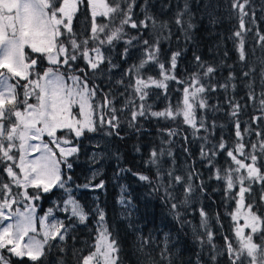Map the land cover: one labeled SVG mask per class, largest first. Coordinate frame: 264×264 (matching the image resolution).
Instances as JSON below:
<instances>
[{
    "label": "snow or ice",
    "instance_id": "6c2138e0",
    "mask_svg": "<svg viewBox=\"0 0 264 264\" xmlns=\"http://www.w3.org/2000/svg\"><path fill=\"white\" fill-rule=\"evenodd\" d=\"M58 2L59 0H0V70H6L0 71V168L7 176V182L0 180V221L14 220V223H8L6 226L0 223V264H11L10 257H17L21 260L27 257L31 264H46L45 257L51 248L58 247L60 252L66 251L64 247H59L57 242L59 245L66 242L74 230V222L84 224L88 219V213L71 195V189L66 187L61 164L66 165L67 169L71 171L73 163L70 158L76 157L80 153L79 141L87 133L97 132V126L91 119L93 105L90 103V100L96 96L97 89L95 87L90 89L87 80H81L79 76L69 77L74 85L70 88L64 83L62 74L54 70L53 67L47 68L41 74L37 71L39 60H29L25 56V47H30L33 53L46 56L50 65L63 64L71 67L72 61L83 59L85 67L80 69L81 72L86 73V70H90L92 73L100 72L102 75L105 69L111 75L120 67L111 54L117 41H122L124 44L123 51L118 53L120 60L124 62L132 56L134 51L142 49L139 63L132 65L122 74L121 79L115 82L117 85H123L124 76L131 78L133 72L136 73L134 84L126 85V91L122 94L127 95V89L131 88L132 96L139 101L138 106H135L131 112L129 127H136L138 120L145 116L175 119L177 115L181 114L173 112L171 108L160 112H150V106L145 103L150 87L166 90L167 81L176 79L169 72L175 70L177 61L182 55L181 51L172 52L169 57V70H166L165 64L159 63L162 41L159 37L155 40L145 39L144 33L150 26L154 30L159 27L163 31L169 27V24L166 22L157 23L156 18L149 11V0H144L142 5L138 0H115L113 5L104 4L105 10L99 15L107 16L110 20H114L117 16L122 17L119 26L110 32L109 25L95 23L98 13L93 11L91 35L84 40L74 37L70 42L71 51L69 46L60 43L59 40L65 32L73 35L72 20L76 8L71 0H63L57 7ZM89 3L91 4L92 0H89ZM252 3L253 0H243V2L232 0L231 4L232 9L238 10L239 20L238 30L232 33L231 39H233L238 52L239 60L245 65H247L246 38L249 33H252L253 26L257 24V10L251 7ZM138 6L141 7L139 14L135 12ZM177 7L179 8V5ZM210 7L209 0L205 4V9ZM188 10V0H185L183 9L176 13L174 21L176 25L183 27L186 37L188 30L192 27V24L184 19ZM259 11L264 13V2L261 3ZM141 14L143 18L136 19ZM208 14L212 15L211 12ZM261 19H264V16ZM211 22L215 23L216 21L213 18ZM126 29L135 30L137 34L129 35L125 31ZM102 34H104V38H101ZM253 39L264 50V33L258 27ZM90 44L92 47H89ZM194 60L198 71L180 83L187 85L183 89L182 115L184 123L193 129L195 136L201 131L205 133L208 131L209 125L205 119L197 118L198 109L205 112L210 109L206 93L215 92L217 88L227 91L230 82L236 77L230 73L224 84H212L210 83L211 77L216 69L211 65H205L200 56H195ZM258 63L261 65L259 74L261 91L258 95L255 92V65L248 67L247 71H243L241 79L248 81L247 99L254 105L258 100L259 111L264 113V58H261ZM150 64H159L161 79L157 80L152 76L144 78L141 75V72ZM32 75H35L36 79H31ZM250 77L251 79H249ZM206 79L209 83H204ZM21 81H26V83L21 84ZM231 86L236 87L234 84ZM21 87L23 88V99L18 93V89ZM31 96H35L37 104L28 102ZM110 96L111 93L106 94L101 105L102 108H109L112 112L110 119L106 122L109 131L104 134L105 136L119 135L120 128L118 117L115 114L116 109L112 107L113 101ZM74 103H79L80 116L82 117L80 120L71 118L70 107ZM227 103L231 108L230 115L234 118L239 117L242 105L232 98H228ZM134 104V100H129L126 107ZM218 108L219 105L211 106L212 111H216ZM260 118L254 116L252 120L256 121ZM100 123L105 124L103 118ZM59 130H67L73 140L58 139L56 133ZM250 131L249 128L242 130L241 122L237 118L235 136L238 143L230 150L223 139L218 145L220 152L227 150V156L232 159L236 167L223 170V175H221V170L217 169L215 179L224 181V194L227 199L236 198L237 207H246L248 211L244 213V225L235 230L238 247H234L228 237H225V248L221 251L216 248L213 242L214 232L208 227V213L203 207L199 209V227L206 235V241H201V243L209 248V264H215L221 254L227 255L229 264H264V242L258 244L254 239L256 236L264 238V217L252 211L256 207L255 203L244 204L246 195H253V187L256 183L261 185L262 194L259 196V200L264 202V164L258 166V161L264 157V133H255L260 140L258 143L251 144L253 151L246 155L243 136ZM45 134L59 148L60 159L54 158L55 154L47 144H43L41 147L30 142L31 140L40 141ZM177 134L173 129L167 130L166 133L167 137H174ZM199 138L205 141L201 145L200 155L208 160V167L212 168V158L217 155V150L207 147V136ZM169 145V140H163L158 149L154 147L150 151L146 163L155 168L156 188L154 190L158 191L163 188L165 201H171V210L176 213L178 219H182L179 209L184 208L187 211L188 207L194 206L192 197L197 191L207 195L206 185L203 181L199 185L194 184V180L198 178L199 174L192 167H189L186 175L176 174L177 170L174 167H169L165 171L162 158H173ZM93 147L98 149L101 145L97 143ZM29 149L40 154L35 158H27ZM257 149L259 152L256 151ZM184 151L188 152V149L185 148ZM15 153H19L18 161ZM234 153L245 156L246 159L251 160V163L238 160ZM91 160L96 161V153L93 154ZM15 169H19V172ZM242 169L246 170V175L242 174ZM120 171L131 172V169L122 168ZM132 175L139 181L152 183V179L148 175L135 172ZM71 179L69 175L67 181H71ZM165 180L167 183H164ZM89 186V184L83 185L84 188ZM237 186H239V191L234 192L233 190ZM92 187L94 189L103 188L104 182L101 181ZM178 187L183 188L182 199L176 194ZM13 188L17 191L13 192ZM29 188L35 190V195L29 194ZM54 188L63 189L67 194L66 198L62 197L61 200L62 209L68 214V219L67 221L54 220L52 223H47L53 213V209L50 208L40 219L42 239H36L29 235L30 232L36 231L33 227L35 213L33 202L41 199L42 194L49 193ZM122 190L126 191L124 186H122ZM20 196H23L28 206L23 213L18 209L13 213L11 210L15 204L20 202ZM120 203L130 205L131 201L121 197ZM95 211L98 214L97 224L100 226L99 237L94 245L95 251L84 256L82 264H100L101 259L103 264H120L118 242L112 238L108 231L105 224V213L99 207ZM232 219L233 221L237 219L236 213L232 214ZM245 228L250 229V234H244ZM72 238L75 239V237ZM140 239L142 244L149 242L143 237ZM169 239L170 237L165 234V247L160 251L161 260L154 264H163L165 253L169 251L167 248ZM4 251L9 254L8 258L4 256ZM77 251H74L73 255H76ZM57 264H63L62 260ZM78 264H80L79 261Z\"/></svg>",
    "mask_w": 264,
    "mask_h": 264
},
{
    "label": "trees",
    "instance_id": "16d2710c",
    "mask_svg": "<svg viewBox=\"0 0 264 264\" xmlns=\"http://www.w3.org/2000/svg\"><path fill=\"white\" fill-rule=\"evenodd\" d=\"M82 2L84 3L82 13L88 15V1L82 0ZM138 2L142 5L144 0H138ZM184 2L185 0H149V11L156 18L157 23L166 22L169 27L161 31L159 27L154 30L150 26L144 33L145 39L155 40L157 37L161 39L159 63L165 64L166 70L170 68L169 57L172 52H182L177 61V67L174 71L169 72L176 79L167 81L166 90L154 87V91L148 93V98L145 101L146 105L150 106V112H160L167 108H171L173 112H180L181 114L177 115L175 119L145 116L138 120L136 127H129L131 112L139 104L138 99L132 96L131 88L127 89V95H122L126 91L125 86L130 84L129 80L126 79L124 85L119 86L114 92L113 87L107 80L105 81V78L93 76L91 79L87 76L90 84L100 93L102 91L101 95L116 94V106L126 107L129 100H134L135 104L127 106L122 114H118L119 135L107 136L105 160L99 176V180L104 182L103 188H84L83 185L87 179L80 176L81 172L85 170L81 164L82 152L80 151L78 156L70 158L73 168L67 172L72 179L66 181V185L71 188L74 197L88 213V219L84 224L74 222V230L69 238L62 245H58L64 247L66 251L60 252L58 247L50 249L45 257L46 264H57L61 260L63 264H78L82 256L91 252L95 236L93 208L96 202L105 213V224L108 231L112 238L118 242L120 264H154V262L160 261V251L165 247V234L170 239L167 242L169 251L165 253L163 264H197V262L209 264V248L201 243V241H206V235L199 227V209L201 207L208 213V227L214 232L216 246L221 244L225 237H228L229 240L233 238L231 213L236 206V198L227 199L225 197V183L223 180L215 179V173L219 169L223 175V170L229 167L235 168L236 164L227 156V150L223 152L218 150V145L223 139L230 150L238 143L235 136L237 118L241 122L242 130L243 128L251 130L250 133H245L243 136L246 155L253 151L251 144L258 143L260 140L255 133H264V113L259 111L258 100L254 105L247 99L248 81L241 79L242 72L255 65V92L257 95L259 94L261 91L259 87L261 65L258 61L264 58V50L255 43L253 36L257 27L264 33V19H261L264 13L259 11L264 0H253L251 5L257 10V24L253 26L252 33H249L246 38L247 65L239 60L238 52L233 39H231L232 33L238 30L239 26L238 10L232 9V0H210L211 7L207 10L205 4L209 0H188L189 10L184 19L186 22H190L192 27L188 30L187 37L183 27L174 22L176 13L183 9ZM135 12L141 13V7L138 6ZM209 12L212 13L211 16L208 14ZM142 18V14L136 17L138 20ZM213 18L215 23L211 22ZM120 19L118 20L119 24ZM114 21L117 22V19L115 18ZM125 31L130 35L137 34L135 30L126 29ZM123 48V42L117 41L111 54L120 68L128 70L132 65L139 63L142 49L134 51L132 56L124 62L118 55L123 51ZM195 56H200L205 65H211L216 69L210 83L224 84L230 73L236 79L230 82L227 91L217 88L215 92L206 93L210 109L207 112L198 109L197 118L205 119L209 125L208 131L207 133L201 131L194 136L193 129L184 123L182 115L183 89L187 85L180 81L188 79L191 74L198 71L194 60ZM160 71L159 64H150L141 72V75L144 78L152 76L159 80L161 79ZM133 75L136 76V73L133 72ZM204 83H209V81L206 79ZM232 84L236 87L233 88ZM228 98H232L242 105L239 117L234 118L230 115L231 108L227 103ZM216 105H219V108L212 111L211 106ZM254 116L261 118L253 121L252 117ZM169 129L175 130L178 134L174 137H167L166 133ZM203 136H207V147L217 150V155L212 158V168L208 167V160L200 155L201 145L205 141L199 137ZM163 140L170 141L169 146L173 153V158H162L165 171L169 167H174L177 170L176 174L186 175L189 167H192L199 174L198 178L194 180V184L199 185L203 181L206 185L207 195L197 191L192 197L194 206L188 207L187 211L184 208L179 209L182 219H178L176 213L171 210V201H165L163 188L158 191L154 190L156 188L155 168L146 163L150 151L154 147L158 149ZM137 148L140 150L137 151ZM185 148L188 149V152L184 151ZM256 151L259 152V149ZM237 158L244 163H251V160L246 159L245 156L238 155ZM260 164H264V157L258 161V166ZM122 168H130L131 172H121ZM133 172L148 175L152 179V183L139 181L132 175ZM241 172L246 175V170L242 169ZM164 183L167 181L165 180ZM78 185L81 187H77ZM122 186L126 191L122 190ZM233 191H239V186ZM61 194L56 189L42 194L41 206L42 203L47 202V199H60ZM176 194L182 199L183 188L178 187ZM261 194V185L256 183L253 187V195H246L244 204L255 203L256 207L252 211L264 217V202L259 200ZM120 196H126L125 199L131 201L124 213L120 210ZM141 237L149 242L142 244ZM74 251H77L76 255H73ZM220 256L216 261L218 264ZM10 260L11 264H31L26 257L22 260L10 257Z\"/></svg>",
    "mask_w": 264,
    "mask_h": 264
},
{
    "label": "rangeland",
    "instance_id": "374dc122",
    "mask_svg": "<svg viewBox=\"0 0 264 264\" xmlns=\"http://www.w3.org/2000/svg\"><path fill=\"white\" fill-rule=\"evenodd\" d=\"M87 1H88V12H89V14L85 15L84 13H82V6L84 4L82 2V0H71V3L76 8V11L73 14V20H72L73 35H69L67 32H65L64 35L62 37H60V40H59L60 43H63L65 45L69 46L70 51H71L70 42L74 37H78L79 40H84L91 35V27L93 24V15H92L93 11L98 13L95 17V23L97 25H109V32L112 29H114L115 27L119 26L118 20L120 19V17L117 16L116 17L117 22L116 21L113 22V20H110L109 17L99 15V13H102L105 10L103 7L104 4L107 3L110 5H113L111 3H115V0H92L91 4L89 3V0H87ZM62 2H63V0H59V2L56 4V6L59 7L60 3H62ZM62 31H63V29H62ZM128 34H129V32H128ZM101 38H104V34L101 35ZM89 47H92V45L90 44ZM29 51L32 52L31 48L25 47V53L28 54ZM33 54L35 56H37V59L39 60V64H40L37 68V71H39L41 74H43V72L47 68L53 67L54 70H56L60 74H62V76L64 78V83L70 88L74 86L73 81L71 79H69V77H72V76H79L81 78V80H87L88 87L90 89L93 88L94 86H92V84H90V81L87 79V76L89 78H91L93 76L105 78V81L107 80L109 82V84L113 87L114 92L117 90V88L119 86L122 87L124 85V84L123 85H117L115 83L117 80L121 79L122 74L126 71L124 68L119 67V69L113 71V73L111 75H109L107 73L106 69L104 70L103 75L100 72L92 73L90 70H86V73H84V72L80 71V69L85 67V62L83 61V59H78L77 61H72L71 67H68V66L63 65V64H60L59 66H55V65H50L48 63L46 56H41L40 54H37V53H33ZM89 73L91 76L89 75ZM31 79H36V76L32 75ZM123 79H124V83H125L126 79L129 80L130 84H134V82H135V76L134 75L131 78L124 76ZM23 83H26V81H23ZM153 88L154 87H150L148 89V93L149 92L152 93L154 91ZM18 93L20 94V98L23 99V88L22 87L19 89ZM101 94H103L102 91H101V93L99 91H97L96 96L90 100V103L93 105V108L91 110V119L93 120V122L97 126V132L96 133H87L86 136L83 137L79 141V144H82L81 150H80L82 152L81 164L85 168V170H83L81 172L80 176L87 179L85 184L90 185L88 188L92 187V185L99 184L101 182V180H99V176L102 172L103 163L105 160L106 139H107V136H105L104 134L109 131L106 122L108 119H110V117L112 115V112L109 108H102L101 107L103 99H104V95H101ZM110 99H112V101H113L112 107L116 109L115 114L117 116H118V114H122L123 110L126 107L116 106V104H115L116 94H113V95L111 94ZM28 102L31 104H37L38 103L35 96L29 97ZM70 111H71V118L72 119H76V120L82 119V117L80 116L81 109H80L79 103L72 104L70 107ZM65 116H67V114H65ZM101 118H103L105 121V124H103V125L100 123ZM56 137L60 140H63V139L73 140V137L72 136L70 137L67 130L57 131ZM30 142L32 144L40 145L41 147L43 144H47L49 146V148L51 149L52 153L55 154L54 158L60 159L59 148L56 146V144L51 142V138L48 137L46 134L41 137L40 141L31 140ZM73 142L76 143V141H73ZM97 143H99L101 145V147L98 149L93 147V145H95ZM61 146H64V145L61 144ZM94 153H96V161L95 162H93L91 160V157L93 156ZM39 154L40 153L33 151L32 149H29V157H27V158H35ZM15 155H16V158L18 161L19 153H15ZM234 155H236V158H237V156L240 154H234ZM15 170L17 172H19V169H15ZM61 170H62V174L65 178V181H67V177L69 176V174L67 172L68 169H67L66 165L61 164ZM94 174H95V176H94ZM0 180L7 182V176L3 172L2 168H0ZM66 187L68 189H71L67 185H66ZM54 189H56V191L59 190L60 194L62 193L61 198L62 197L66 198L67 194L65 193V191L63 189H59V188H54ZM16 191L17 190L15 188H13V192H16ZM28 192L30 195H35L34 189L29 188ZM71 195L74 197V195L72 194V191H71ZM121 197L126 198V196H120V199H119V205L121 207L120 210L124 213L127 211V205L120 203ZM61 198L60 199H58V198L47 199V202L42 203L43 204L42 206H41L40 199L33 202L35 205L33 227L36 229V231L30 232L29 233L30 236H32L36 239H42V230H41V226H40V219L45 216V214L48 212V210L50 208L53 209V213H52V217L48 219L47 223H52V222H54V220L67 221L68 214H66L62 209ZM19 200H20V202L15 204L11 210L13 213L16 212L17 209L21 213H23L28 206V203L24 200L23 196H20ZM57 205H59V207H56ZM97 207L101 208L99 206V204H97V202H96L94 205V208H93V213L95 215V236H94L92 250H91V252H89L87 255H84V256H88L92 252L95 251L94 245L97 243V240L99 237L100 226H98V224H97L98 214L95 211ZM247 211L248 210L246 207L238 208L237 204H236L235 208L233 209V211L231 213V219H232L233 213L237 214V219L235 221H233V219H232V221H233L232 222L233 223V238L229 240L233 243L234 247H238V245H237L238 238L235 235V230H236V228L242 227L244 225V222H245L244 213H246ZM6 213H7V210H6ZM0 223H3L6 226L8 223H14V220L0 221ZM244 234L245 235L250 234V229L245 228ZM254 239H255V242H257L258 244L264 242V238H262L261 236H256V237H254ZM213 242L216 245V242L215 241H213ZM57 244L59 245V242H57ZM54 248L55 247L51 248V250H53ZM216 248L223 251L225 248V240L222 241L221 244L217 245ZM3 254L6 258L9 257V254L6 251H4ZM84 256H82V258L80 260V264H82V260H83ZM219 259H220L219 264H229V260H228V257L226 255L221 254ZM100 264H103L102 259L100 260ZM197 264H199V263L197 262ZM216 264H218V263L216 262Z\"/></svg>",
    "mask_w": 264,
    "mask_h": 264
},
{
    "label": "flooded vegetation",
    "instance_id": "af4514ba",
    "mask_svg": "<svg viewBox=\"0 0 264 264\" xmlns=\"http://www.w3.org/2000/svg\"><path fill=\"white\" fill-rule=\"evenodd\" d=\"M25 51V50H24ZM25 56L30 60V59H37V56H35L31 51H29L28 54L25 53ZM40 65V64H39ZM0 71H6V70H0ZM15 82V81H13ZM21 84H23V81H21ZM19 91V89H18ZM233 224V223H232Z\"/></svg>",
    "mask_w": 264,
    "mask_h": 264
}]
</instances>
